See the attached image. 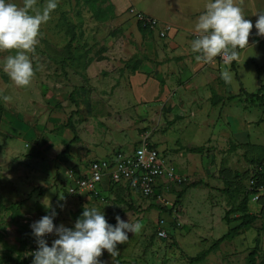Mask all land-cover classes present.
Wrapping results in <instances>:
<instances>
[{"label":"rangeland","instance_id":"1","mask_svg":"<svg viewBox=\"0 0 264 264\" xmlns=\"http://www.w3.org/2000/svg\"><path fill=\"white\" fill-rule=\"evenodd\" d=\"M6 2L23 5V0H6ZM46 2L47 0H37L36 7L42 9ZM236 3L241 7L245 18L253 25L258 18L255 16L256 10L258 9V13L264 12V0H236ZM255 3L259 7H256ZM62 15L75 24L76 40L71 48L74 59L67 57L65 46L69 35L62 23ZM51 17L40 28L39 43L35 47L33 61L40 74H46L51 80L61 83L60 87H64L66 92L73 90V87L76 88L73 97L82 103L83 110H87V100L90 101V93L93 90L91 87L108 80L95 77L98 71L90 69L92 65L84 67V64L89 65L92 60L100 57L103 50L106 52L108 49H118L124 53V57H130L132 40L122 29L121 22L115 18L105 21L96 20L81 0H58V6ZM138 49L139 47L136 46V50ZM7 51L9 50L2 52ZM240 52H243L241 59L235 62L234 66L226 65L224 62H214L217 74L221 75L222 72L229 71L232 75L230 83L223 82L220 93L223 97L230 95V92L238 94L233 99V103L224 99L227 103L219 102L217 106H213L211 101L200 98L197 101L201 103V110H195L197 106H190L183 116L172 115L169 114L170 111L163 110L161 117L159 114L150 117L149 109L145 107V119V113L136 112L138 103L134 101L133 104L128 101L129 96L134 93L133 85L127 83V89H122L120 88L122 80L115 78V81H112L115 87L110 93L104 94L105 98L111 100L108 103L110 108L106 109V103H101V106L106 111V115L107 111L112 112L110 118H102L107 120L101 121L102 125L98 126L101 131L106 130L98 137L103 139H100L99 143L101 142L104 148L107 147L101 153L104 156L117 150L124 153L131 151L142 137L147 136L151 144L161 149L167 159L178 166L181 161L174 155L176 152L172 156L174 147H176L174 150H184L186 147L204 146L205 150L201 154L182 151V155L187 159L183 163L187 175L181 182H168L166 189L159 188V192L169 202L163 205L165 206L163 208L155 207L154 204L149 205L150 203L162 205L155 202L153 197L149 199L140 197L141 199L137 198L139 201L134 202L126 194L127 189L121 185L119 191L110 189L107 195L104 194L106 202L102 205L97 204L96 200L83 204L80 193L70 192L73 186L70 176L74 174V166L62 164L55 169L51 159L54 153L51 152L44 160L39 159V161L27 158L0 160V258L3 264H14L24 232L29 234L26 243L36 241L30 227L34 221L44 215H51L52 211L56 210V215L53 217L55 226L63 224L72 228L76 221L74 213L84 207L101 209L106 221L113 226L116 224V215L124 221L129 219V222L138 221L142 224L139 233H128L127 242L117 245L119 251L117 256L111 257L107 250H102V256L98 259L104 261V264H247V255L255 245L259 246L263 255L258 259L264 264V208L260 207L264 197L257 201L259 198L252 200L251 196L250 211L259 213L260 216L253 225L220 243L202 261L189 262L190 257L208 249L214 240L228 230L229 226L223 218L224 214L238 204L245 195L247 187L250 189L251 174L258 166V163L253 161L264 155V107L257 98V96L264 98V95L257 92L253 97L249 96V100L244 95L246 91L254 92L260 85L264 86V41L253 43V39L251 40L249 36V45ZM0 75L4 77L3 86H5L0 89L1 96H7L9 98L7 101L13 106L17 98L22 102L19 103L20 105H25L34 99L31 88L17 86L1 70ZM172 80L175 84L177 78ZM80 87L84 88L83 92L77 89ZM98 88L100 91L104 90L101 89L102 87ZM177 92L182 95L183 89H177ZM1 102L0 107L1 105L7 107L6 102H2L3 104ZM62 107L68 116L69 109L73 108V105L66 99ZM241 108L242 111L239 110ZM191 109H194L193 114H190ZM148 116L150 119L147 118ZM234 117L239 122L237 132ZM7 118L12 123L11 126L0 124V129L11 131L14 128L13 118ZM88 131H91L90 127ZM4 132L3 130L2 133ZM107 141H109L108 145ZM3 144L0 138V149ZM71 152L76 153L74 147L71 148ZM260 165L264 167V162ZM54 172L56 179L53 176ZM104 181L108 183L107 178L101 180L103 184ZM120 183L124 184V182ZM41 188H46L47 192L41 194ZM181 189L184 190L185 195L173 206L176 193ZM232 189L237 191L232 194ZM238 192L241 194L238 195ZM262 194L264 190L260 191L259 197ZM111 195L114 196L112 199L109 197ZM117 195H123L128 201L125 204L121 203L116 199ZM12 203L14 210L10 208ZM47 204L50 207H46ZM129 205L132 208H129ZM235 224L236 222L231 226ZM160 226L166 232L164 239H160L157 235ZM56 238L53 233L51 242Z\"/></svg>","mask_w":264,"mask_h":264},{"label":"crops","instance_id":"2","mask_svg":"<svg viewBox=\"0 0 264 264\" xmlns=\"http://www.w3.org/2000/svg\"><path fill=\"white\" fill-rule=\"evenodd\" d=\"M109 1L114 7L113 18L123 24L122 29L132 40L133 46L129 49L131 56L135 53H139L137 56L140 58V63L137 69L131 70L130 68L124 67V61L131 56L124 57V53L118 49H108L106 52L103 50L100 53V57L94 59L96 61L92 60L89 65L87 63L84 64V67L92 65L90 69L98 71L95 77L98 76V78H105L108 80L101 81L91 87L93 90L90 93V101L87 100L88 108L87 110L85 109V111L82 108V103L73 97L76 88L73 87V90L66 92L64 87H60L61 83L51 80L46 74H40L39 69L35 66L36 64L33 61L35 53L29 54L33 64L34 76L27 87L31 88L34 92V99L25 105H20L19 103L22 102L17 98L14 100L13 106L12 103L3 99L4 96H1L0 92L1 101L7 103V107L1 105L0 124H9L11 126L12 123L7 120V117L13 118L14 122V128L11 129V131H6L5 128L0 129V138H2V143H4L0 149V160L27 158L30 160L37 159L39 161V159L44 160L51 152L54 153L51 159L54 162L55 169L62 164L72 165L77 174H84L87 172L91 161L106 159L113 156L118 150L105 156L101 154L107 147L104 148L101 142L99 143V140L103 139H98V137L104 134L106 130L101 131L98 129V126L102 125L101 121L107 120L102 118L109 119L112 113L110 110V112L107 111L108 113L106 115V111L101 106V103H106V109L109 110L110 106L108 103L111 100L107 97L105 98L104 94L110 93V90L115 87L114 83H112V81H115V78L122 80V83H120V88L122 89H127V83L131 86L133 85L134 93L129 96L128 101L133 104L134 101L138 103L136 104V112L138 111V113L141 114L145 113V119V107L149 109L148 112L150 117L158 116V114L161 117L163 110L170 111L169 114L172 115L177 114L176 116H183V113H185L190 106H197L195 110H201V103L197 101L200 98L211 101L212 105L215 96L220 95L219 97H221L222 100L219 102L222 103H227L224 99H227L228 96H232L228 100H230L229 103H233V99L238 94H231L230 92V95L226 96L227 92L225 91V87L227 85L224 87V94L226 97H223L220 93V90L223 88L224 80L221 78V75L217 74L218 71L216 70L214 62L223 61L217 56L211 63H202L197 60L199 53L193 52L191 48V43L196 38V33L194 31L195 24L198 17L204 12L208 0ZM255 4L256 7H259L257 3ZM130 8L156 18L159 20L160 26L157 28L140 29V22L129 12ZM257 10L255 14L258 13ZM255 16L257 17V15ZM164 24H170L172 29L166 36L160 37L159 29ZM256 31L257 30L253 28L251 30L250 37L251 40L253 39V43L264 41V36H257ZM126 41L128 42V39H126ZM135 45L139 47L138 50H136ZM240 50H238V52ZM2 51L3 50H0L1 71H3L5 61L4 56L15 55L18 50ZM3 53H5V55H3ZM242 53L243 52L239 53V60L241 59ZM238 61H233L232 65L234 66V63ZM127 69L129 70L124 72ZM129 71H131L132 74ZM82 73H84L83 70ZM115 74L118 76L114 77L113 75ZM173 78H177L175 84L172 83ZM3 79L4 77L0 75V89L4 85ZM98 87H102L101 89L104 90L100 91ZM181 88L183 89L182 95L177 92V89ZM77 89H79L80 92L84 91V88L81 87ZM262 91H264V86L260 85L254 92L244 91V95L246 99L249 100L250 97L247 94L260 92L264 95ZM132 96L134 98H132ZM66 99L73 105V108L69 109L70 113L68 116L64 113L66 110L62 107V103L65 102ZM81 109L84 111L83 116L81 115ZM193 110L194 109L190 110V114H193ZM239 110L242 111L243 108ZM147 118L150 119L149 116ZM236 119L237 118L234 117V121ZM69 124L72 125L73 130H71ZM228 124L230 125V123ZM234 124H237L236 127L234 126L236 130L239 125L238 120H236ZM88 127L91 128V131H88ZM3 130L5 131L4 133H2ZM75 134L76 139L72 141ZM108 134L109 131L106 132L107 136ZM235 135L238 136L237 134ZM96 138L98 140H96ZM106 143L108 145L109 141ZM66 146H68V159H58V154L62 152ZM153 146L158 149L157 146ZM72 147H74L75 154L71 152ZM174 148L172 150V156L176 152L174 155L178 156L181 162L178 166L174 162L172 163L177 173L185 180L187 173L183 163L187 159L185 155H182V151H186L187 153L191 152L186 150V148L189 147L184 148V150H174ZM158 150L161 151V149ZM129 152L131 151H125V153ZM53 176H56L55 172ZM104 182L105 184L102 182L99 184L98 189L101 196L105 199L100 201L91 196L90 193L80 192V200L84 201L83 204L86 202H95L96 200L98 201L97 204L102 205V203L106 202V196L104 194L107 195L109 191H111L110 189L116 192L119 191V185L127 189L126 194L130 199L134 202L139 201L137 199L140 198L139 193L132 192L127 188L126 184L118 183L112 185L109 182V184H106V181ZM160 187L166 189L167 182L160 180L157 189L159 190ZM109 197L112 199L114 196L111 195ZM116 199L124 204L128 201L123 198V195H117ZM263 205L264 203H261L260 207L264 208Z\"/></svg>","mask_w":264,"mask_h":264},{"label":"clouds","instance_id":"3","mask_svg":"<svg viewBox=\"0 0 264 264\" xmlns=\"http://www.w3.org/2000/svg\"><path fill=\"white\" fill-rule=\"evenodd\" d=\"M36 4L37 0H23L22 6L0 0V50H18L5 58L3 71L20 87L28 86L34 76L29 54L35 51L40 28L52 18L58 0H47L42 9ZM255 15L258 18L253 25L245 19L236 0H208L195 24L196 38L191 43L192 51L199 53L197 60L211 63L220 56L226 65L238 61V49L249 45L253 27L257 36H264V12ZM221 78L230 83L232 75L224 71ZM3 99L9 98L4 96ZM45 206L50 207L49 204ZM55 215L52 211L51 215H44L30 225L38 245L32 253L31 264H104L98 259L102 250H107L111 257L117 256V245L127 242L128 233L136 234L142 229L140 222L124 221L119 215L113 226L96 207H84L72 228L63 224L55 226ZM50 233H55L57 238L48 246L43 237Z\"/></svg>","mask_w":264,"mask_h":264},{"label":"built area","instance_id":"4","mask_svg":"<svg viewBox=\"0 0 264 264\" xmlns=\"http://www.w3.org/2000/svg\"><path fill=\"white\" fill-rule=\"evenodd\" d=\"M141 26L149 28H157L160 26L159 20L145 15L132 8L129 9ZM170 24H164L159 29V36L164 37L171 30ZM240 50V49H238ZM222 61V57L218 56ZM224 62V61H223ZM113 163L108 159L93 160L89 163L87 172L77 174L73 170V186L70 192H87L92 193L95 197H99L98 184L103 178H107L108 182H124L132 192H139V195L145 199L153 197L154 201L162 205L168 204L162 193H157V185L160 180L181 182L183 178L177 173L174 164L167 157L155 148L144 136L134 146L130 153L117 152L114 156ZM262 165L256 166L254 171H263ZM256 180L252 177L250 180V190L252 191V200H256L260 191L264 190L263 185H257ZM102 200V198H100ZM54 223V222H53ZM55 225V224H54ZM157 235L160 239L166 238L165 230L160 226ZM53 233L45 235L43 238L48 246H51ZM38 248L37 242L32 241L27 244L23 258L26 264H31L34 251Z\"/></svg>","mask_w":264,"mask_h":264},{"label":"trees","instance_id":"5","mask_svg":"<svg viewBox=\"0 0 264 264\" xmlns=\"http://www.w3.org/2000/svg\"><path fill=\"white\" fill-rule=\"evenodd\" d=\"M83 2L84 5H86L88 7V9L91 11V13L93 14V17L96 20L99 21H105L108 19H112L114 17V7L112 5V3L109 0H81ZM62 23L65 27V31L67 33V35H69V40L66 44V50H67V57L70 59H74L73 53L71 52V48H73L72 44L73 42L76 40V33H75V24H73L68 18H66L64 15H62ZM140 29H149V27H143L141 26V24L139 25ZM140 63V58L137 55H133L131 56L129 59H127L126 61H124V67L125 68H130L131 70H135L137 69L138 65ZM250 97H253L255 94H247ZM232 96H228L227 99H229ZM258 99H260L262 106L264 107V98L263 96L258 97ZM222 98L219 96H215L214 100L212 101V105L215 106L218 104L219 101H221ZM0 112H1V107H0ZM69 126L71 127V130H73V127L71 124H69ZM74 139H76V134L74 135V138L72 139V141H74ZM186 150L188 152L191 153H198L201 154L204 152L205 148L204 146H198V147H189L186 148ZM119 152V151H118ZM263 153H264V148H263ZM116 155V153L111 156L110 158H106L108 160H110L112 163L114 162V156ZM58 159L61 160H67L69 157L68 154V146H66V148L60 152L58 154ZM262 162H264V155L259 158L257 161H253V163H258V165H260ZM254 178L257 182V185H263L264 184V169L263 171H253L251 174V178ZM167 182L168 181H164ZM172 182V181H169ZM112 185L114 184H118L117 182H111ZM99 186V184H98ZM97 186V187H98ZM158 187V185H157ZM156 187V189H157ZM128 188V186H127ZM45 189L41 188L40 189V193L43 194L45 193ZM99 191V189H98ZM237 190H231V193H235ZM139 193V192H137ZM157 193L160 194L159 190L157 189ZM241 194L238 192V195ZM252 194V191L250 189H248V187L245 189V195L242 197V199L238 202V204L234 207V208H230L228 209L225 214H224V220L227 223V225L229 226L228 230L222 234L219 238H217L216 240H214V242L212 243V245L208 248V249H204L201 250L200 252H198L195 256L190 257L189 258V262L193 263V262H200L202 261L207 254L213 250L214 248H216L220 243H222L225 240L231 239L233 237H235L236 235H238L242 229H247L250 228L253 223L260 217L259 213H255V212H250L249 211V202H250V196ZM91 196H93L94 198L103 201L105 198L103 196H101V193L99 191V197H95L94 195H92V193H90ZM184 195V190H180L176 193V197L174 199L173 202V206L176 205L177 203H179V201L181 200L182 196ZM141 197V196H140ZM264 197V194H262L260 197H258L257 201H260V199ZM102 198V200L100 199ZM143 198V197H141ZM252 201V200H251ZM254 201V202H257ZM18 204V202H16ZM264 203V201H263ZM154 204L155 207L161 206L162 208L165 207L163 205H158L155 203H150L149 205ZM11 209L14 210V203L11 204ZM129 208H132V206L129 205ZM84 208H79L78 211L76 213H74V218L77 219L80 217V215L82 214ZM161 210V208H160ZM261 210V209H260ZM236 222L235 225L231 226L232 224H234ZM29 237L28 232H24V237L20 242V248L18 250V256L17 258H15V262L14 264H26V259L23 258V252L27 246L28 243H26L27 238ZM263 255H261V251L259 250V246L255 245L253 247V249L248 253L247 255V260L246 263L247 264H262V261L259 260L258 258ZM3 260L0 258V264H3L2 262Z\"/></svg>","mask_w":264,"mask_h":264}]
</instances>
